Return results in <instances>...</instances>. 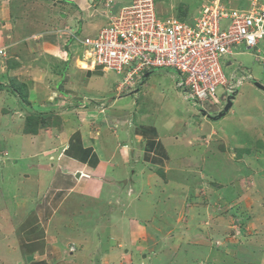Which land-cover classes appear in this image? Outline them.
Returning <instances> with one entry per match:
<instances>
[{
    "label": "crops",
    "instance_id": "0c3cea01",
    "mask_svg": "<svg viewBox=\"0 0 264 264\" xmlns=\"http://www.w3.org/2000/svg\"><path fill=\"white\" fill-rule=\"evenodd\" d=\"M107 1L60 0L53 11L48 0H0V48L5 49L0 57V264H149L151 229L169 217L158 199L148 205L141 197L170 188L163 171L184 155L188 139L195 136L184 131L187 122L175 128L176 105L163 96H157L162 111L156 114L166 117L164 124L153 116L149 101L140 102V88L151 74L129 86L116 73L83 61L78 40L107 27ZM211 1L204 0L201 8ZM234 2L222 5L240 7L248 0ZM14 3L33 10L30 21L11 19ZM43 13L49 16L45 21ZM245 85L241 83L233 103L244 98ZM19 92L27 95L22 98ZM85 101L88 106L80 105ZM253 104L252 115L259 109L264 114L263 102L255 99ZM239 109L231 111L235 132L246 126L258 137L264 125L249 114L235 119ZM192 114L187 110L188 127ZM201 123L211 124L204 118ZM146 166L157 173L147 172ZM183 183L175 185L182 195L186 188L195 192V185ZM256 190L253 203L264 196ZM259 206L264 207V198ZM154 211L162 217L149 220ZM176 222L182 221L177 217ZM199 224L193 225L196 236L184 224L180 236L189 234L198 242ZM169 230L159 242L169 238Z\"/></svg>",
    "mask_w": 264,
    "mask_h": 264
},
{
    "label": "rangeland",
    "instance_id": "374dc122",
    "mask_svg": "<svg viewBox=\"0 0 264 264\" xmlns=\"http://www.w3.org/2000/svg\"><path fill=\"white\" fill-rule=\"evenodd\" d=\"M222 1L224 0H213L207 6L214 2L222 6L224 4ZM48 2V6L54 11L56 9L54 7L60 3V0H48ZM203 2L204 0H156V10L161 19L169 18L172 15L182 16V10L187 11L188 17H194ZM34 4L36 6V2ZM228 6V8H232V6ZM17 8H19L18 12ZM17 8L15 3L11 6V10H9L11 19L18 17L21 22H28L31 20L30 15L34 16L33 10L29 13L27 12L29 9H23L22 3L18 4ZM234 8H238V6ZM46 16L49 17L48 14L43 13L40 17L45 18V21L47 20ZM223 24L225 23L223 22ZM259 51L264 55V39L260 41L257 48L247 50L246 55L227 56L222 60L227 79L230 80L235 72H239L240 76L253 74L255 81H245L249 86L245 85L246 87L242 89L241 94L244 95V98L239 100V104L242 102L241 109H239V104L234 103L230 112L217 121L210 120L205 115L215 111H217L215 113H220L229 98L233 96V93L230 96H225L226 89L224 90V88H220L218 91L217 104L213 101L208 102V106L204 109L185 100L184 92L176 86L178 75L171 70H153L150 78L145 82L147 85L140 88V102L143 103L145 100L150 102L152 106L149 108L153 109L155 118L158 117L162 124L165 123L162 120L166 117L156 114V112L162 111L159 110L162 103L157 97L161 95L168 103L176 105L173 109L177 110L179 116L173 119L175 128L179 129L182 122L184 124L187 122L184 131H190L189 134L195 136L188 139L190 141L189 148L184 152V155L175 157L167 170L168 172L163 171L165 175L169 176L170 188L164 186L154 197H152L153 195L141 197L148 205L150 200L154 203L158 199V202L164 204L162 209L165 207L169 209V211L163 210L169 214V217L163 218L164 222L161 223V226L151 229L153 231L152 238L147 245L151 249L149 264H264V207L259 206L264 196L260 197L258 202L256 201L257 203L250 201L252 198L256 199V189H261L264 192V128L257 134L258 137L246 130V126L237 128L238 130L235 132L232 126L234 117L231 113V111L236 112L239 109L235 119L239 115L249 114L250 117H247L250 120H253L251 117L255 116L254 122L260 121L264 125V114L262 111L259 112L260 109L255 112V115H252L255 99L263 102L260 108H264V95L261 92H256L254 90L256 87H250L255 82L264 85L262 65L257 57ZM152 86L155 89L149 91L148 88ZM26 95L27 93L24 95L22 93L20 97L24 98ZM244 99L248 103L243 102ZM72 103V100L67 102V104H71L70 107H77ZM80 105L86 107L88 102H82ZM187 110H191L193 113L191 117L194 120H189L191 127H188L186 119L188 117ZM203 118L211 124L203 126L201 123ZM226 124L229 125L227 127L230 131L227 130V127L225 129ZM197 126L201 131H198ZM172 130L167 129L168 132ZM13 146L11 150L12 154H15L16 150ZM145 170L157 173L151 167L146 166ZM198 174L208 177L201 182L196 179L199 177ZM166 177L163 178L165 182H167ZM177 182H188L197 188L195 192L184 188L187 193L182 195L181 191L176 190ZM173 183L174 188L172 189ZM204 183L205 187L201 190L199 187ZM196 192L199 196L194 194ZM160 203L158 207H160ZM176 207L181 208L175 209ZM208 209L211 210L210 213L207 211ZM153 217L158 220L162 216L156 215L154 211L149 220ZM177 217L182 221L181 223L176 222ZM196 223H200L198 231L201 229L202 232L200 234L202 237L198 238V242H196L197 238L194 239L198 234L193 226ZM156 224L158 223H152L153 226H157ZM183 224L190 230L192 229V234L195 236L189 234L180 236ZM168 230L171 232L168 233L169 238L159 242L161 241L160 236H164ZM176 232L180 233L176 234ZM147 252L145 249L144 253Z\"/></svg>",
    "mask_w": 264,
    "mask_h": 264
},
{
    "label": "built area",
    "instance_id": "2783aa9c",
    "mask_svg": "<svg viewBox=\"0 0 264 264\" xmlns=\"http://www.w3.org/2000/svg\"><path fill=\"white\" fill-rule=\"evenodd\" d=\"M247 3L228 8L214 2L195 17L161 19L156 0H108L107 27L78 41L90 68L122 75L128 85L155 69L174 71L185 99L205 108L208 102L217 104L221 86L230 96L246 78L235 72L227 79L222 60L255 49L264 39V0ZM257 57L264 74V55Z\"/></svg>",
    "mask_w": 264,
    "mask_h": 264
},
{
    "label": "clouds",
    "instance_id": "9594fccd",
    "mask_svg": "<svg viewBox=\"0 0 264 264\" xmlns=\"http://www.w3.org/2000/svg\"><path fill=\"white\" fill-rule=\"evenodd\" d=\"M211 4H213V3H211ZM204 7V6H203ZM203 7H202V9H203ZM228 7V6H227ZM202 9L201 10H199L197 13H196V16H198L199 14H201V11H202ZM186 16H188V14L186 15ZM195 17V16H194ZM257 48V47H256ZM1 49V48H0ZM4 50V52H5V49H3ZM252 50V49H251ZM258 52V51H257ZM260 52V51H259ZM84 53H85V50H84ZM261 53V52H260ZM241 54H244V55H246L247 53L245 52V51H243ZM241 54H238V55H241ZM5 55V54H4ZM4 55H1L0 57H3ZM229 56V55H228ZM231 56H235V55H231ZM231 56H229V57H231ZM83 61L85 62V60H84V55H83ZM260 62V61H259ZM86 63V62H85ZM238 71H240V70H238ZM105 72V71H104ZM114 73V72H113ZM152 72H150L149 74H151ZM238 73L239 72H236V74L235 75H237V77H241L240 75H238ZM118 75V74H117ZM264 75V74H263ZM121 78H123V81H124V76H122V75H119ZM140 78H142V76L141 77H139V79L138 80H136V82H139L140 81ZM255 81V79L254 78H252L251 77V75H246V78L245 79H243L242 81H241V83H243V82H245V81ZM136 82L134 83V84H136ZM256 83H258V84H261V83H259V82H255V84H254V86L255 87H257L256 86ZM253 84V83H252ZM261 85H263V84H261ZM129 86H133V85H129ZM240 86H241V84L240 85H238L237 87H236V91L232 94L233 96H234V99H235V97H236V95H237V93H238V90L240 89ZM264 86V85H263ZM221 88H223V87H221ZM258 88V87H257ZM259 89V88H258ZM261 90V89H260ZM263 91V90H262ZM183 95H184V93H183ZM185 98V97H184ZM219 99H220V97H219ZM234 99L232 100V102L234 101ZM186 100V99H185ZM221 100V99H220ZM188 101V100H187ZM188 102H190V101H188ZM191 103V102H190ZM228 103V102H227ZM193 104V103H192ZM234 104V103H233ZM227 105V104H226ZM226 105H225V107H226ZM197 107H199V106H197ZM225 107L221 110V112L225 109ZM233 107V106H232ZM199 108H201V109H204V108H202V107H199ZM202 112H204L203 110H202ZM215 112H217V111H215ZM212 113V112H210L211 114H206L205 116H206V118H208V119H210V120H213V121H217L218 119H221V118H218V119H213V118H211V117H213V116H217V115H219L220 113ZM230 112V110L226 113V115L228 114ZM225 115V116H226ZM209 116H211V117H209ZM224 116V117H225ZM223 118V117H222Z\"/></svg>",
    "mask_w": 264,
    "mask_h": 264
},
{
    "label": "water",
    "instance_id": "95a60500",
    "mask_svg": "<svg viewBox=\"0 0 264 264\" xmlns=\"http://www.w3.org/2000/svg\"><path fill=\"white\" fill-rule=\"evenodd\" d=\"M256 86H257L259 89H261V90L264 91V86H263V85L256 83ZM233 99H234V96H232L231 98H229L228 103H227L225 109H224L219 115H217V116H213V117L209 116V117H211V118H213V119H215V120L218 119V118H222V117H224V116L226 115V113L232 108V106H233V102H232V100H233Z\"/></svg>",
    "mask_w": 264,
    "mask_h": 264
},
{
    "label": "trees",
    "instance_id": "16d2710c",
    "mask_svg": "<svg viewBox=\"0 0 264 264\" xmlns=\"http://www.w3.org/2000/svg\"><path fill=\"white\" fill-rule=\"evenodd\" d=\"M182 14H183V16H186L187 15V11L182 10Z\"/></svg>",
    "mask_w": 264,
    "mask_h": 264
},
{
    "label": "bare ground",
    "instance_id": "6f19581e",
    "mask_svg": "<svg viewBox=\"0 0 264 264\" xmlns=\"http://www.w3.org/2000/svg\"><path fill=\"white\" fill-rule=\"evenodd\" d=\"M79 67V66H78Z\"/></svg>",
    "mask_w": 264,
    "mask_h": 264
}]
</instances>
